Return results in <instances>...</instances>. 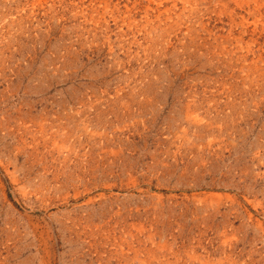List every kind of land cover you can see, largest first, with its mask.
Here are the masks:
<instances>
[{
    "label": "rangeland",
    "instance_id": "obj_1",
    "mask_svg": "<svg viewBox=\"0 0 264 264\" xmlns=\"http://www.w3.org/2000/svg\"><path fill=\"white\" fill-rule=\"evenodd\" d=\"M0 264H264V0H0Z\"/></svg>",
    "mask_w": 264,
    "mask_h": 264
}]
</instances>
